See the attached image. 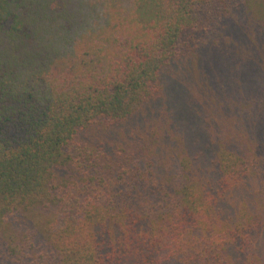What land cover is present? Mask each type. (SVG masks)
Wrapping results in <instances>:
<instances>
[{"label": "trees", "instance_id": "obj_1", "mask_svg": "<svg viewBox=\"0 0 264 264\" xmlns=\"http://www.w3.org/2000/svg\"><path fill=\"white\" fill-rule=\"evenodd\" d=\"M237 41L261 82L239 129L170 107L110 147L82 141ZM263 236L264 0H0V264H264Z\"/></svg>", "mask_w": 264, "mask_h": 264}, {"label": "rangeland", "instance_id": "obj_2", "mask_svg": "<svg viewBox=\"0 0 264 264\" xmlns=\"http://www.w3.org/2000/svg\"><path fill=\"white\" fill-rule=\"evenodd\" d=\"M240 32L243 41H248L245 27L244 31L240 29ZM241 45L244 44L237 41L230 51L233 58L225 61L216 56L210 48L200 49L189 55L188 58H183L166 75L167 81L164 84L163 91L165 98L160 101V105L153 104L146 108L141 121L134 123L133 126L131 124V128L116 126L104 129L98 126L83 133V136H81L82 141L90 142L93 140L97 143L106 141L108 147H110L119 140L121 142V137L134 128L145 130L156 122V118L162 112L167 115L164 109L169 110L170 107L177 110L176 123L182 126H185L189 118L194 117V114L196 120L201 123L204 118L211 117L209 114L213 112V117L216 116L217 119L220 118L217 117L216 113H224V121L222 119L221 121L231 123L236 129H239L249 118L248 111L257 109L254 101L257 96L254 95V89L256 86L261 85L259 79H256L257 77L253 76L251 69L246 66L247 51L246 47L244 48ZM215 57L220 62H217ZM237 69L240 72H237ZM247 71L250 72V77L245 75ZM234 75L236 79L233 78ZM251 115L254 116V112H251ZM215 119H209V121L215 123L217 121ZM241 120H243V123ZM189 124V127L182 130V137L185 140L186 138L192 139L198 130L197 126ZM179 137H181V133ZM260 244L262 245L261 251L264 254V236L260 239Z\"/></svg>", "mask_w": 264, "mask_h": 264}]
</instances>
